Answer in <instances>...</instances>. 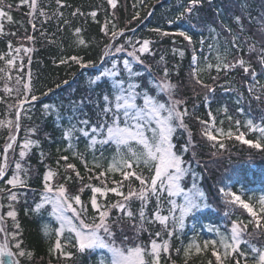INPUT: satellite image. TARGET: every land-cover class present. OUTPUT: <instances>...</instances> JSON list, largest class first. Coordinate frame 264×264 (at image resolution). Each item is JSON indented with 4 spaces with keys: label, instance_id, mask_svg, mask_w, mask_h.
<instances>
[{
    "label": "snow or ice",
    "instance_id": "obj_1",
    "mask_svg": "<svg viewBox=\"0 0 264 264\" xmlns=\"http://www.w3.org/2000/svg\"><path fill=\"white\" fill-rule=\"evenodd\" d=\"M205 2L181 0L168 23L180 22L188 25L187 29L166 32L152 28L150 31L161 37L183 38L185 50H192L188 84L197 95L202 91L209 109L217 85L225 92L234 94L237 105L246 104L250 109L255 102L257 107L264 106V0H260L261 8L257 15L252 13L250 0H231L232 7L228 10L227 18L224 9L213 8L214 18L211 22L204 20L201 15ZM55 3L57 7L49 16L38 0H20L19 6L28 9L26 15L33 33L37 30L34 19L37 14L44 18L41 23L55 18L58 31H62L61 23L71 25V21L59 11L70 5L64 0H55ZM146 3L147 0L133 3V13L124 27L119 26L116 11L118 0H106V5L97 6L105 12L103 24L99 23L97 10L85 13L77 7L70 13L73 18L83 16L85 21L91 17L105 39L95 59H89L79 52L59 58L60 65H75L82 70L96 69V74L88 80L87 93L79 98L69 97L67 103L61 101L58 106L44 105L46 110L51 107L58 121L63 120L62 112L67 113V123H61L62 140L72 150L74 143L84 138L86 150L92 152V166L89 167L84 153L72 151V156L84 165L90 173V180L95 178L102 185L82 183L77 194H69L66 184L72 179L71 173H75L78 180L83 181V177L76 165L68 162L69 156L66 155L58 158L56 170L47 168L42 175L39 202L31 211L39 213L45 205L51 206L50 215L59 227L45 226L46 235L55 232L49 255L65 264L73 261L78 254L95 250H104L106 253L98 264H176L171 255V241L180 238L190 219L211 207L208 196L196 182L195 172L185 159V154L189 152L195 158L197 147L186 122V118L193 115L181 91L186 85L182 81L173 82L172 71L164 55L159 60L155 59L151 39L133 40L125 36L128 31L135 33V27L130 26L135 21H141L138 9H142ZM207 5L211 8L213 0H207ZM12 7L6 4V0H0V36L17 38L16 46L12 40H8L7 51L0 53V81H3L0 91L4 94L0 96V104L6 105L3 118L0 119V131L7 130L0 152V200L6 199L7 207L12 209L7 211L6 216L0 214V264H20L19 258L32 256L31 252L21 249L17 240L20 225L14 204L24 197V190L30 187L32 169L25 158L29 150L40 147L39 140L29 138L38 132L36 128L26 129L22 140L18 139L22 117L28 112L25 105L39 97L33 92L31 70L24 72L25 64L21 57L23 53L28 57L27 63L31 64L32 58L28 54L33 48L25 46L24 42L34 43L36 37L27 33L17 37V32L5 31V20L9 24L15 22L10 14ZM109 9L112 11L109 12ZM197 31L201 36L207 31L208 36L196 40ZM82 32V27L74 28L73 43L77 49H88L89 42L82 38ZM41 36H44L42 31ZM197 44L201 48L206 47L214 55L208 57L203 52L198 53ZM185 50L174 47L173 53L178 52L180 57H184ZM213 70L215 75L212 74ZM204 74H207L211 83L205 81ZM233 74L238 75V82L232 79L225 84L219 83L222 75L229 78ZM62 83L68 84V81ZM55 88H61V83H56ZM53 91V88H48L42 94L47 96ZM4 97L10 98L12 102H7ZM218 111L225 114L229 124L227 130L216 127L217 116L211 110L207 113V120L196 117L202 126L201 135L214 142L212 147L216 151H213V156L223 155L226 145L222 141L225 138L264 153V117L260 122L251 117L242 121L228 115L226 106ZM237 112L243 115L244 108L239 107ZM224 122L219 121L221 125ZM242 127L247 132L241 131ZM180 132L187 134V140L184 145L177 147L173 140ZM248 133L254 134L252 138H246ZM98 145L101 148L115 147L106 166L101 163L103 152L99 157L95 154ZM60 160L65 162L64 165L59 164ZM253 160L252 153H249L247 162L252 163ZM61 167L64 170V182L54 184L53 179ZM94 169L101 170L95 173ZM109 174H119L122 179L111 180L114 186L109 187ZM187 177H191L190 185ZM135 182H138V186ZM238 183L240 180L235 177L234 183H221L215 199L216 211H221L220 205L223 206V230L207 226L206 231L212 233L214 238L200 243L194 237L187 245H182L184 264H188L194 254L207 252L215 259V264H264V240L261 239L264 238V196H249L245 200L239 191L234 190ZM125 187L127 191L123 190ZM85 188L91 192L88 201L91 215L88 204L82 201L79 194ZM108 193L119 199L99 202L100 198H107ZM136 201L139 202L138 208L135 207ZM3 206L0 204V207ZM237 209H243L248 219H242ZM66 213H71V218ZM6 217L11 219L13 231L8 230ZM157 224L159 228L153 232L152 228ZM128 231L134 232V236L127 235ZM143 233H148L147 242L141 239ZM118 235L123 236L119 242ZM175 251L179 254L181 248L177 247ZM4 257L8 258L7 262ZM207 264H212V260Z\"/></svg>",
    "mask_w": 264,
    "mask_h": 264
},
{
    "label": "trees",
    "instance_id": "obj_2",
    "mask_svg": "<svg viewBox=\"0 0 264 264\" xmlns=\"http://www.w3.org/2000/svg\"><path fill=\"white\" fill-rule=\"evenodd\" d=\"M70 7L60 9L64 14V17L71 21V25L65 26L63 23L60 24L62 31L57 30V20L53 18L50 21L41 23L44 19L39 17L38 14L34 18L36 22V31L33 33L31 24L28 23L29 17L26 15L28 9L26 6L20 7V0H6V4L13 5L11 9V15L13 16L14 23L9 24L5 20V31L17 32V37H22L26 33L33 34L36 37L34 43L28 44L26 41L25 46L33 48V51L28 55L31 56L32 62L29 65L27 63V56L21 53L22 62L25 64L24 72L30 69L32 73L31 82L33 85V92L39 97L38 100L26 104L25 108L28 112L22 117L21 132L18 133V139L25 136V130L28 128H36L38 132L34 135H30L29 138L37 139L40 142L39 148H33L29 150L28 156L25 158L28 165L32 169V178L29 180L30 187L24 190V197L19 200L18 203L14 204V210L17 212V222L20 227L17 233V240L21 244V249L25 252H31L32 256L21 257L20 264H65L64 261H57L55 256L49 255V247L52 244V240L47 241L45 235V226L48 225V214L46 211L41 210L39 213L31 211L35 207V204L39 202V193L42 190V175L47 168L57 169V161L61 155L69 156L70 163L76 165L77 170L80 172L83 181L78 180L75 173H71L72 179L66 184L69 194H77L82 183H91L93 185H100V181L93 178L89 179L90 173L84 168V165L79 159L73 158L72 151H79L84 153L85 158L89 161V167L92 166L91 161L93 160L90 153L85 148L84 138H81L78 142L73 145V149L67 148V143L62 140V128L61 123H67V113L62 112L63 120L58 121L55 114L51 112V107L46 110L44 105L58 106L61 101L67 103L69 97L79 98L87 93L89 89L88 80L96 74L95 68L79 69L73 65L68 67L67 65H60V57H69L79 52L81 55H85L89 59H95L99 53V48L103 47L104 37L99 31L97 23L93 22L91 17L85 21L83 16L73 18L70 13L77 7L83 12L87 13L92 10L98 11L99 23L103 24L106 17L102 7L98 5H106V0H64ZM136 0H118L117 14L119 18V26L124 27L128 19L131 18L133 13V3ZM181 0H147V3L142 9H138L141 13V21L133 22L130 27H135V33L128 31L125 33L127 38L133 40L149 38L153 41L152 50L155 54V59L159 60L161 55L165 56L167 65L172 71L173 82L182 81L186 85L181 91L184 98L187 100V107L193 115L186 118V122L189 125L191 132L193 133V140L197 145L196 157L193 158L191 152L185 154V159L189 161V166L195 172L197 183L208 196L211 207L198 213L194 219H190L187 222V226L192 222L193 229L195 231L188 232L185 229L184 233L180 235L179 239H173L172 244V259L175 260L176 264H184L183 248L182 245H187L192 238H196L198 242L202 243L206 239H212L209 233L204 232V227H220L223 230L225 223L222 208L221 211H216L218 188L221 183H234V177L239 178L240 183L235 184L236 191H239L244 199L247 200L249 196L259 198L264 196V153H259L256 150L248 149L244 145H240L238 141L232 139L228 140L225 138L222 142L226 145V150L222 156H213V151H216L212 147L214 142L208 141L201 135L202 126L199 124L196 117L201 119H208L207 113L211 110L217 116L216 127L229 128L228 121L225 118V114L222 111L224 106L228 108V115H232L234 118H239L244 121L247 117L253 118L256 122H260L261 118L264 117V110L262 107H257L256 103H252V107L249 109L247 105H237L236 97L232 93H227L219 85L216 86L215 97L211 101L210 109L204 102L202 91L197 95L191 89L188 84V74L190 71L191 55L192 50L189 48L185 50L186 42L183 41L182 37L175 36H157L154 32L150 31L152 28H160L162 31L175 32L177 30H185L189 26L180 22L175 24H169L168 20L176 13L178 5ZM251 10L253 15H257L260 12L261 2L260 0H250ZM38 4L44 8V10L51 16L52 11L56 9L55 0H38ZM47 7H44L46 6ZM231 0H213V5L210 8L207 5L201 11V15L204 20L211 22L213 20V8H222L225 10V18L229 14L231 9ZM7 10V9H5ZM112 10L109 9V12ZM151 12V15L148 13ZM82 27L83 32L82 38H85L89 42L88 49H77L74 45V28ZM41 31L44 36H41ZM208 36L207 31L204 32V36L200 35V32L195 33V39L199 40ZM12 40L13 45H17V38L11 36H0V53L7 51V41ZM99 45V46H97ZM178 50H185L184 57H180L178 52L173 53V48ZM196 51L199 53V45L196 46ZM121 56L123 54H120ZM56 61L54 64L53 61ZM18 61L17 63H20ZM2 64V62H0ZM134 67H140L135 66ZM75 73V75H73ZM215 75V71H212ZM27 79V77H25ZM206 82L211 83L207 74H204ZM239 80L238 75L233 74L232 77L225 78L222 75L220 84L230 82V80ZM64 80L68 81V84H63ZM56 83H61V88H55ZM3 88V81H0V89ZM48 88H53L54 91L49 93L47 96L42 93ZM99 91V90H97ZM0 96H4L3 92L0 91ZM7 102H12L10 98L4 97ZM5 104H0V119L3 118L5 111ZM239 107L244 108V114L241 115L237 112ZM27 117H30L27 118ZM94 120V117H93ZM220 120H224V124L219 123ZM241 131L247 132L243 127ZM254 134L248 133L246 138H252ZM7 136V130L0 131V152H2V146L4 144L5 137ZM187 140V134L180 132L174 136V144L180 147L185 144ZM18 146L16 147V155L18 158ZM43 153V155H41ZM252 153L254 160L252 163H248V155ZM64 161L60 160L59 164L64 165ZM101 169H94L95 173H98ZM64 170L63 167L59 169L58 175L54 177L53 183L64 182ZM104 179V178H101ZM122 177L119 174H109L107 180L108 186H114L111 180H120ZM191 183V177L186 178ZM128 182H125L127 184ZM138 186V182H135ZM2 186V185H0ZM127 191L125 187L123 189ZM84 203L88 204L89 215H91V206L89 197L91 195L90 189L85 188L84 192L79 193ZM118 197H115L112 193H108V197L99 201L106 203L108 201L114 202ZM155 202L153 201V204ZM0 214L6 216L9 208L7 207L8 201L6 199L0 200ZM139 202L136 201L135 207L138 208ZM115 213V210H113ZM166 214V213H163ZM237 214L242 219H248L247 213L243 209H237ZM235 218V217H233ZM193 220V221H192ZM6 225L9 231H13L12 221L6 217ZM131 228V226H127ZM159 228V225L153 226V232ZM251 230V229H249ZM119 232V229H117ZM127 235L134 236V232L128 231ZM163 235V233H162ZM122 235H118L117 242L122 239ZM166 238V236H165ZM141 239L145 242L148 241V233H143ZM264 240V238H261ZM158 242H160L158 240ZM258 243L257 241H253ZM181 248L179 254L176 253L175 249ZM15 251V249H12ZM100 254L97 251H88L84 254H78L77 257L68 262V264H98ZM209 260H212V264H215V259L211 257L210 252L201 253L199 255H193L188 264H207Z\"/></svg>",
    "mask_w": 264,
    "mask_h": 264
},
{
    "label": "rangeland",
    "instance_id": "obj_3",
    "mask_svg": "<svg viewBox=\"0 0 264 264\" xmlns=\"http://www.w3.org/2000/svg\"><path fill=\"white\" fill-rule=\"evenodd\" d=\"M199 52H203L204 55L205 56H208V57H212L214 55V53H212L206 47L205 48H201L199 46ZM74 145H75V143H74ZM101 151L103 152V157H104V159L101 161V163L106 166L107 162L111 159V156H112V154L115 151V147L114 146H103V148H101V146L98 145L97 146V151L95 153L97 157H99L101 155ZM87 152H89L90 153V156L92 157L91 150H87ZM91 163H93V160L91 161ZM145 174H147L146 171H145ZM103 199H105V198H100L99 201H103ZM9 210H12V209H9ZM41 210L46 211L47 214H48V220H47L48 221V226H50L52 228H58L59 227V224L56 223L54 217H52L50 215V213H51V206L50 205H45L44 206V209H41ZM66 215H68L71 218V213H66ZM186 229H187L188 232H191L192 231V229H193L192 222L189 223V225L186 227ZM46 231H47V229L45 228V233H46ZM204 232L205 233H209L208 231H206V227H204ZM209 234H210V236H213L214 237V235L212 233H209ZM65 235H69V234L68 233H65ZM46 238H47V241H49L51 239L52 240V243H54V241H55V232L53 231L50 235H47ZM0 239H2V236H0ZM95 251H97L100 254V259H102L103 257L106 256V253L104 252V250H95ZM4 260H5V257H4Z\"/></svg>",
    "mask_w": 264,
    "mask_h": 264
},
{
    "label": "water",
    "instance_id": "obj_4",
    "mask_svg": "<svg viewBox=\"0 0 264 264\" xmlns=\"http://www.w3.org/2000/svg\"><path fill=\"white\" fill-rule=\"evenodd\" d=\"M7 261H8V258L6 257Z\"/></svg>",
    "mask_w": 264,
    "mask_h": 264
}]
</instances>
